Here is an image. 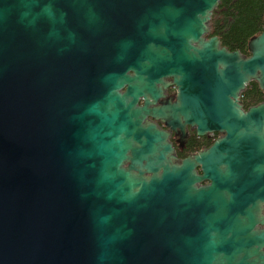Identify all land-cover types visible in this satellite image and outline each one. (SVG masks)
Returning a JSON list of instances; mask_svg holds the SVG:
<instances>
[{
  "label": "water",
  "instance_id": "1",
  "mask_svg": "<svg viewBox=\"0 0 264 264\" xmlns=\"http://www.w3.org/2000/svg\"><path fill=\"white\" fill-rule=\"evenodd\" d=\"M219 2L0 0V264H264V25L229 50Z\"/></svg>",
  "mask_w": 264,
  "mask_h": 264
},
{
  "label": "trees",
  "instance_id": "2",
  "mask_svg": "<svg viewBox=\"0 0 264 264\" xmlns=\"http://www.w3.org/2000/svg\"><path fill=\"white\" fill-rule=\"evenodd\" d=\"M210 36L219 37L220 44L229 50L247 53V42L262 31L264 0H220L213 10ZM246 107L264 101V93L251 81L241 94Z\"/></svg>",
  "mask_w": 264,
  "mask_h": 264
},
{
  "label": "flooded vegetation",
  "instance_id": "3",
  "mask_svg": "<svg viewBox=\"0 0 264 264\" xmlns=\"http://www.w3.org/2000/svg\"><path fill=\"white\" fill-rule=\"evenodd\" d=\"M241 53L247 55L248 51L247 53ZM176 90L177 89L174 85L168 86L165 90V99H160V101L167 99L170 100V102H173L175 100ZM240 99L244 110H246L248 107L243 104L242 98ZM160 101L157 102V105L161 104ZM138 104H141V101ZM149 118L154 123H156L160 129L168 132V141L170 142L174 153L179 160L185 159L189 155L204 148H208L217 138L222 135L221 132L217 130L208 131L206 134L199 135L197 134L196 128L192 127L190 124L182 125L181 123L172 121L170 119H155L151 118L150 116ZM197 169L199 172V168ZM203 183H206V181H203ZM262 213L264 214V208L262 209ZM263 227L264 224H260V228Z\"/></svg>",
  "mask_w": 264,
  "mask_h": 264
}]
</instances>
